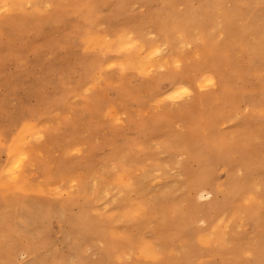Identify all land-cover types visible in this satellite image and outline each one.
I'll return each mask as SVG.
<instances>
[{
	"label": "rangeland",
	"instance_id": "rangeland-1",
	"mask_svg": "<svg viewBox=\"0 0 264 264\" xmlns=\"http://www.w3.org/2000/svg\"><path fill=\"white\" fill-rule=\"evenodd\" d=\"M215 1L220 2L214 0V4ZM222 1L221 6L210 9L203 0H55L66 7L41 22L27 14L34 10L26 5L48 0H0V262L28 264L29 260L44 258V262L72 264L77 261L120 264L122 260L126 264H132V260L156 264L140 255V251L164 246L166 241L171 244L169 251L177 253L167 257L173 262L187 255L192 258L188 264L255 260L248 249L256 242L257 229L252 222L234 219L232 209L238 206L244 217L253 200L258 208L264 204L261 200L264 189L256 187L261 180L256 176L264 173L260 167L264 163L260 145L264 129L259 123L264 59H252L248 52L255 46L264 48V3L252 0L242 4V10L231 18L232 32L228 37L222 31L228 25L224 14H233L236 9L229 0ZM84 4L96 5L95 14L86 15L84 8L77 7ZM6 6L9 11H4ZM195 22L197 28H192ZM250 22L258 29L253 34L247 33ZM183 32L188 33L190 41L178 39L177 35ZM222 45L229 53L227 60L216 53ZM175 62L186 69L179 77L172 75ZM161 68L165 71L161 72ZM202 72L211 75L216 85L199 93L198 77L202 79ZM175 81L179 87L191 86L198 93L183 108L175 107L177 102L164 100L161 95L169 94ZM244 93L247 101L238 99L237 95ZM241 109L242 114L233 123L234 114ZM133 116L142 117L146 126L133 123L125 128L123 123H113V118L131 121ZM241 121L243 128L237 127ZM204 122L210 123L218 138L247 145L248 163L254 160L256 163L252 176L244 177L246 182L237 175L239 168L234 171L236 184L241 179L248 186L254 184L249 187L251 191L247 187L248 196L237 199L238 204L227 203L220 211L212 208L224 201L225 193L219 194L215 188L226 183L230 175L217 158L204 159L208 145L202 147L197 144L198 139L192 138L193 159L188 142H179L175 150L172 147L178 143L175 136L180 129L197 128ZM118 128L122 131H117ZM27 130L31 132L25 133ZM17 143L26 149L24 155L28 156L22 178L26 186L46 191L59 187L68 196L25 195L14 186L4 185V176L15 158L10 159V154L18 150ZM73 145L82 154L69 156ZM197 152L201 155L196 156ZM181 155L183 160L179 159ZM124 167L128 182L137 183L146 176L141 185L144 193L141 199L154 206L157 214L150 211L142 219H131L129 208L134 205L126 203L128 198L117 192L124 184ZM193 180L200 187L207 186L199 193V187H190ZM202 196L211 199H201ZM108 198L114 203L103 215H98L97 210L105 208ZM80 202L84 207L79 206ZM63 204L68 207L67 215L79 219L76 227L83 233L73 242L67 234L70 227L61 221L59 212L52 221L45 218L46 209L57 210ZM191 208L192 216L185 214L188 225L196 219L197 223L194 235L188 237L193 229L179 227L175 209ZM202 211L208 212L204 215ZM257 215L258 212H253L252 217L258 218ZM81 219L85 222L81 223ZM222 220L229 223L224 256L198 242L209 229L210 221L218 226ZM5 235L7 242L2 238ZM211 243L215 244L213 236ZM188 246L194 252L187 251ZM234 248L239 251L237 258L233 256Z\"/></svg>",
	"mask_w": 264,
	"mask_h": 264
},
{
	"label": "snow or ice",
	"instance_id": "snow-or-ice-1",
	"mask_svg": "<svg viewBox=\"0 0 264 264\" xmlns=\"http://www.w3.org/2000/svg\"><path fill=\"white\" fill-rule=\"evenodd\" d=\"M262 3H264V0H262ZM15 7V6H13ZM23 7V6H20ZM27 9L34 10L32 13H27L29 15H32L34 21H43L46 19H51L52 17L59 14L60 10L65 5L61 3L55 2V0H48V2L45 3H39V4H27ZM77 7H82L86 10L85 14H95V9L97 8L96 5L93 4H84V5H78ZM9 7H5L4 11H9ZM217 55L221 56L223 59L227 60L229 58L228 51L224 48L222 45L220 49L216 50ZM155 71V69L153 70ZM161 72H164L165 69L161 68ZM186 69L180 62H175L174 68L172 69V75L179 77L181 76ZM148 75H151V73H148ZM201 78L198 77V83H199V93H203L206 90H210L216 85V80L207 72H202ZM123 92V89L121 90ZM198 93L196 92L195 88H191V86H182L179 88V90H170L169 94H161L164 97V100L177 102L175 103V107L183 108L185 105L190 104L195 99V96ZM154 99H158V97H154ZM243 109L239 111V113L234 114L232 120L233 123H235L236 119H239L240 114H242ZM113 123L115 125H121L124 124L125 128L128 127L130 124L135 123L138 127L146 126V122L143 120L142 117H136L133 116L131 121H128L125 119L124 121H121L119 119L113 118ZM259 123L262 129H264V99H262L260 104V118ZM239 128L244 127V121H241L239 125H237ZM117 131H122V129H117ZM198 136V144L200 146L208 145V147L205 149L207 155L205 156V159H214L219 158L223 161L231 162L234 167L233 171H235L236 168H239L240 171L237 173V175L240 178H244L246 175H251L252 168L248 167L245 169V165L248 163V151L249 148L247 145L242 143H233L230 140H224L218 138L217 133L207 127L206 125L199 126L197 128L189 129V128H182L179 130V132L176 133L175 139L178 142L177 144L172 145L173 149L175 150L177 147H179V142L187 143L189 142L193 137ZM15 143V142H13ZM260 145H261V153L264 155V133H262L260 138ZM11 147V146H10ZM18 150L16 151V156L14 160L11 163V166L8 168L7 173L4 176V185L5 186H14L17 192H22L25 195H37L42 197H49L52 193L58 194L60 197L68 196L67 192H62L59 187L57 188H51L49 190H45V188H39V189H31L23 181V175H24V162L28 160V156L24 155V152L26 151L23 146H17ZM82 154L81 149L79 147L70 146L68 155L69 156H76ZM180 160H183L184 157L181 155L179 157ZM177 168H179V164L176 165ZM261 168L264 169V163L261 164ZM159 175V173H157ZM231 175V173H230ZM242 182V179H241ZM73 190H75V185L73 184ZM117 192L121 195H125L128 200L126 203H131L134 205V207H130L129 211L131 213V218L134 220L142 219L144 214L147 212H155L156 208L152 205H149L145 199H141V197L144 195L143 188L141 185L134 183V182H127L123 184V187L118 188ZM211 199L210 196H202L201 199ZM262 203H264V196L261 197ZM114 203L113 200L109 199L107 200L105 204L104 209L97 210L98 215H103L106 212V209L110 207ZM5 242L8 241L7 235L2 237ZM211 239V237H209ZM201 243H204V240H201ZM143 251V249H141ZM177 253L175 251H169L167 248L161 246V245H155L151 248V254L149 256V259L152 261H155L156 264H176V262H173L169 259H167L170 255H176ZM128 260H131V256L128 257ZM0 264H4V262H0ZM28 264H72L70 261H40L36 259H32L28 261ZM76 264H85V262L77 261ZM107 264H114V262H107ZM120 264H126L125 261H121ZM132 264H138V261L132 260ZM242 264H257L255 260H246L243 261ZM259 264H264V259H261L259 261Z\"/></svg>",
	"mask_w": 264,
	"mask_h": 264
},
{
	"label": "bare ground",
	"instance_id": "bare-ground-1",
	"mask_svg": "<svg viewBox=\"0 0 264 264\" xmlns=\"http://www.w3.org/2000/svg\"><path fill=\"white\" fill-rule=\"evenodd\" d=\"M214 0H203V2H205V4L210 8V9H216L217 7H219V6H221V4H222V0H220V2L219 1H215V4H214V2H213ZM231 3H233V7L236 9V11L233 13V14H231V13H227V14H224V21L225 22H227V24L228 25H226V26H224L223 27V29H222V31L224 30V33H226L227 34V36L229 37L230 36V33L232 32V25L233 24H230L232 21H231V18L234 16H236L237 14H238V12L240 11V10H242V8H241V5L242 4H244V3H246V2H250V1H252V0H229ZM169 3L167 2V5H168ZM165 5V4H164ZM166 5V6H167ZM157 6V5H156ZM169 7V6H168ZM157 8H161V7H157ZM225 10V9H224ZM224 10H222V11H224ZM156 11V10H155ZM220 12V11H219ZM175 13V12H174ZM83 15V14H82ZM214 17V16H213ZM178 22V21H177ZM161 25H163V24H161ZM160 25V26H161ZM187 25V24H186ZM188 26V28L190 27L189 25H187ZM191 27L192 28H197V24H196V22L194 23V25L192 24L191 25ZM185 29H187V28H185ZM167 30V29H166ZM179 30V29H178ZM181 30V29H180ZM179 30V31H180ZM183 30V29H182ZM258 29H257V26H256V24L255 23H253V22H250L249 24H248V26H247V33L248 34H253L255 31H257ZM161 31H163V30H161ZM175 31V30H174ZM164 32V31H163ZM171 32H173V31H171ZM176 32V31H175ZM175 32L174 33H172V34H174L175 35ZM165 33V32H164ZM169 33V32H168ZM179 33V32H178ZM178 33H176V35L178 34ZM121 34H123V33H121ZM171 34V35H172ZM168 36V35H167ZM178 36V39H181V40H183V41H190L191 39H189V37H188V33H185V32H183V33H180V34H178L177 35ZM169 37V36H168ZM142 38V37H141ZM167 38V37H166ZM176 38V37H175ZM202 38H203V40H204V42H207V40H206V36L205 35H202ZM122 39V38H121ZM118 46H121V45H118ZM155 51H158V50H155ZM248 52H249V54L251 55V57H252V59L253 58H257V57H262L263 59H264V48L262 47V46H255V47H253V48H250L249 50H248ZM154 53V52H153ZM157 53V52H156ZM155 53V54H156ZM159 53V52H158ZM153 58V57H152ZM262 61V60H261ZM230 67H232L231 66V64H230ZM239 76V75H238ZM239 78V77H238ZM241 78V77H240ZM170 79V78H169ZM168 79V80H169ZM173 79V78H172ZM235 81H236V79H234ZM172 81H174V80H172ZM228 81V80H227ZM231 82H232V80H231ZM230 82V83H231ZM264 82V81H263ZM171 83V82H170ZM174 84H171L172 85V89L171 90H179V85H178V82L176 83V81L175 82H173ZM171 85H170V87H171ZM231 86V85H230ZM227 87H228V85H227ZM164 89V88H163ZM228 89H230L229 87H228ZM232 89V88H231ZM229 91H231V90H229ZM226 92H228L227 90H226ZM229 93V92H228ZM227 93V94H228ZM230 94V93H229ZM229 94L227 95V96H229ZM247 95V94H246ZM249 95V94H248ZM230 96H231V98H232V96L233 95H231L230 94ZM235 96V95H234ZM238 96V99H242V101H243V99H245L246 98V96H245V93L244 94H241V95H237ZM248 97V96H247ZM251 97V96H250ZM249 97V98H250ZM253 97V96H252ZM260 97V96H259ZM258 98V97H257ZM229 100H230V98H228ZM251 99V98H250ZM256 99V98H255ZM261 99H262V97H261ZM263 99H264V97H263ZM246 101H247V99H245ZM240 101V100H239ZM251 101V100H250ZM250 101H248V102H250ZM253 101V100H252ZM230 102H232V104H233V101L232 100H230ZM230 102H229V104H230ZM235 103V102H234ZM228 104V105H229ZM231 105V104H230ZM230 105H229V107H230ZM227 106V105H226ZM232 107V106H231ZM230 107V108H231ZM230 108H228V109H230ZM236 108V107H235ZM204 110V109H203ZM206 120V119H205ZM207 121V120H206ZM209 122H210V120H208ZM209 122H204L203 123V125H206L207 127H209V124L211 123H209ZM211 126V125H210ZM213 126V125H212ZM210 128V127H209ZM212 129H214V128H212ZM215 131V130H214ZM28 132H31V131H26L25 133H28ZM194 139L196 138V139H199L198 138V136L197 137H193ZM191 141V140H190ZM188 142V147H189V155H190V158H192L193 159V156H194V149L195 148H192V141L191 142ZM196 142V141H195ZM194 143V142H193ZM197 143V142H196ZM237 143V142H236ZM198 144V143H197ZM17 146H20V144L19 143H17V145H16V149H17ZM203 147V146H202ZM198 148V147H197ZM207 148V147H206ZM16 151V150H15ZM15 151H13V152H11V154H10V159H12V158H14L15 156H16V153H15ZM202 150H200V152H201ZM198 153V152H197ZM195 153L196 154V156L197 155H201V153ZM205 153H206V151H205ZM204 153V154H205ZM194 159H195V157H194ZM205 159V158H204ZM198 160V159H197ZM200 160V159H199ZM203 159H201V161H202ZM213 160V159H212ZM11 161V160H10ZM9 161V162H10ZM195 161V160H194ZM200 161V162H201ZM217 162H218V164L226 171V174H229L230 175V173H231V175H230V178H229V180L226 182V183H224V184H220V185H217L216 186V188H215V191L216 192H220L219 194H221V193H225V195H223L222 194V196H225V199H224V201L221 203V200H220V202L218 203V204H215V206L212 208V209H216V210H218V211H220L221 210V208H223V207H225V205L227 204V203H229V202H237L236 200L237 199H244V198H246L248 195V193L249 192H247L248 191V188L249 187H251V188H253L252 186L254 185V184H251V186L249 185L248 186V183H247V185H246V183H244V182H238L237 181V184L235 183V180H234V177H235V174H234V171H233V167L234 166H232L231 165V163L230 162H225V161H223V160H221V159H219V158H217V160H216ZM259 161V160H258ZM197 162H199V161H197ZM213 162H215V161H213ZM203 163V162H202ZM205 163H206V161H205ZM259 163L261 164V161L260 162H258V166H259ZM207 164V163H206ZM256 163H255V160L254 161H251L250 163H248V164H246L245 165V169H247L248 167H251L252 168V172H254V171H256L255 169H256V165H255ZM11 166V165H10ZM9 166V167H10ZM206 166V165H205ZM123 167V166H122ZM215 167V166H214ZM261 167V166H260ZM207 168V167H206ZM213 168V167H212ZM124 169H125V167H124ZM203 169H205V167L203 168ZM206 170V169H205ZM204 170V171H205ZM210 170H211V168H210ZM215 170V169H214ZM262 170V169H261ZM125 171H126V169L125 170H123V176H122V182L125 184V183H127L128 181L126 180L127 179V176H126V173H125ZM208 171V170H207ZM260 172V171H259ZM200 173H202V172H200ZM204 173V172H203ZM212 173V172H211ZM205 174V173H204ZM257 174V173H256ZM260 176H256V177H259V178H261V180H259V184L258 185H256V187H262L263 189H264V173L261 171L260 173ZM202 175V174H201ZM212 176V175H211ZM211 176H209V177H211ZM247 176V175H246ZM249 176V175H248ZM252 176V174L249 176V177H251ZM255 177V178H256ZM144 180L146 179V176L143 178ZM143 179H141V180H139L138 182H137V184H139V185H142V182H145V181H143ZM196 179H198L197 177H196ZM208 179V178H207ZM246 179L247 178H243V180H245V182H246ZM254 179V178H253ZM258 179V178H257ZM211 180V179H210ZM242 180V181H243ZM252 180V179H251ZM200 181V180H199ZM202 181V180H201ZM200 181V182H201ZM205 181V180H204ZM204 181H202V182H204ZM209 181V180H208ZM250 181V180H249ZM256 181V180H255ZM252 181H250V183H251ZM197 182L195 181V180H193L192 182H191V184H190V187H191V189H194V188H198L199 187V193L203 190V189H205V187L207 186V185H203V186H201L200 187V185L198 186L197 184H196ZM249 183V184H250ZM201 184V183H200ZM240 187H242V189L240 188ZM248 187V188H247ZM251 188H249V190L251 191L252 189ZM104 189V188H103ZM103 189L99 192V194L103 191ZM246 189H247V191H246ZM197 191V190H196ZM197 191V192H198ZM106 192V191H105ZM104 192V193H105ZM103 195V194H102ZM221 196V197H222ZM255 196V195H254ZM218 197V196H217ZM219 197H220V195H219ZM98 199V198H97ZM107 200H109V198L107 199ZM56 202V201H55ZM214 202V201H213ZM212 202V203H213ZM256 201L255 200H253L249 205H248V207H247V211L245 212V216L244 217H242V215H241V210H240V208L238 207V206H234L233 207V209H232V216H233V218L234 219H238V218H240L239 220H241V218L243 219V221H245V220H247L248 222H252L254 225H255V227H256V229H257V233H258V236H257V239H256V242L254 243V244H252L251 246H250V248L248 249V250H250L249 252L251 253V254H253L254 255V257H255V261L257 262V264H259V261L261 260V259H264V204L260 207V208H262V209H260V208H258V205L255 203ZM61 203H63V202H61ZM64 203H65V201H64ZM67 203H68V200H67ZM73 203V202H72ZM81 203V202H80ZM239 203V202H238ZM238 203H235V204H238ZM49 204H51V202L49 203ZM59 205H60V203H58ZM74 204V203H73ZM76 204V203H75ZM77 204H79V203H77ZM82 204V203H81ZM198 204V203H197ZM53 205H54V203H53ZM64 205V204H63ZM69 205H71L70 203H69ZM84 205V203L82 204V205H79V206H83ZM90 205V204H89ZM193 205V204H192ZM201 205V204H200ZM231 205V204H230ZM78 206V205H77ZM195 206V205H194ZM205 206H207V205H205ZM229 206V205H228ZM240 206H241V204H240ZM53 207H55V206H53ZM57 207V206H56ZM84 207V206H83ZM96 207V206H95ZM197 208H198V206H196ZM68 207H65V205H64V207H61L60 209H54V208H48V209H46V212H45V218L47 219V220H49V221H52L53 220V218H54V216H55V214L57 213V212H59V214H61L60 215V218H61V221H64L67 225H69V227H70V232H68V231H66L65 230V232H68L67 234H68V236L71 238V240H72V242H73V240H75V239H77L78 237H81V233L78 231L79 229L76 227V222L79 220V219H77V218H75L72 214L70 215H67V209ZM190 208V207H189ZM195 208V207H194ZM201 208V207H200ZM207 208V207H206ZM73 209V208H72ZM90 209H91V207H90ZM94 209V208H93ZM199 209V208H198ZM209 209H211V207L209 208ZM220 209V210H219ZM224 209V208H223ZM226 209H228L229 210V207L228 208H226ZM196 210V209H195ZM206 210V209H205ZM208 210V209H207ZM84 211V210H83ZM87 211H89V210H87ZM199 212L201 211V210H198ZM198 211H195V212H198ZM204 211V210H203ZM203 211H202V213H203ZM210 211V210H209ZM85 212H86V210H85ZM191 212H193V209L191 208V209H187V211H184V210H176L175 209V215H176V223L179 225V227H181L182 229H184V228H188V231H190L191 229H193V232L190 234V232H189V236L188 237H190V236H192V235H194V231H195V225H196V220H192L193 222V224L191 225V226H189L188 225V223H189V220H187L186 219V217H185V214H187V213H189V215L190 216H192L190 213ZM206 212V211H205ZM204 212V213H205ZM208 212V211H207ZM206 212V213H207ZM213 212V211H212ZM222 212V211H221ZM253 212H258V218H254V217H252V215H253ZM70 213V212H69ZM91 214V212H88V214ZM203 213V214H204ZM218 213V212H217ZM89 214V215H90ZM154 214V213H153ZM155 214H157L156 212H155ZM159 214H160V216H162V214L163 213H160L159 212ZM193 214V213H192ZM222 214L224 215V214H226V213H223L222 212ZM57 216H58V214H56ZM174 215V214H173ZM189 215L187 214V216L189 217ZM202 215V214H201ZM205 215V214H204ZM208 215V214H207ZM159 216V215H158ZM159 216V217H160ZM195 216H196V214H195ZM198 216V215H197ZM209 216H211V215H209ZM231 216V215H230ZM174 217V216H173ZM220 217V216H219ZM218 217V218H219ZM226 217H227V215H226ZM225 217V218H226ZM81 218V217H80ZM83 219H84V217H82ZM175 218V217H174ZM195 218V217H194ZM208 218V217H207ZM206 218V219H207ZM230 218V217H229ZM229 218H227V221L229 220ZM56 219V218H55ZM85 219H87V218H85ZM132 219V218H131ZM190 219H192V218H190ZM221 219V218H220ZM219 219V220H220ZM82 220V219H81ZM90 220V219H89ZM134 220V219H133ZM86 221H88V220H86ZM135 221V220H134ZM174 221V222H175ZM215 221V220H214ZM213 221V222H214ZM237 221V220H236ZM235 221V222H236ZM82 222H85V220L83 221H81V223ZM93 222V221H92ZM91 222V223H92ZM208 222V221H207ZM229 222V221H228ZM228 222H226L225 220H222V221H220V223L218 224V226H215L214 224H212V222L210 221L209 223L211 224V225H209V229L207 230V232H206V234L203 236V237H201V239L200 240H198V242H200L201 243V240L203 239L204 240V243H201L203 246H205V247H207V248H213L212 250H214V251H218L219 252V254H220V256H221V254L223 255L224 254V250H225V247H226V243H227V237H228V235H227V232H226V230H227V228L229 227V223ZM232 222V221H231ZM91 223H89V224H91ZM45 224V223H44ZM87 224V223H86ZM88 224V225H89ZM93 224H95V222H93ZM132 225V224H131ZM248 225V224H247ZM42 226V225H41ZM95 226V225H94ZM177 225H175V227H176ZM65 227V226H64ZM82 227H84V226H82ZM89 227V226H88ZM238 227H239V225H238ZM249 227V226H248ZM90 228V227H89ZM95 228V227H94ZM97 228V227H96ZM95 228V229H96ZM136 228V227H135ZM84 229V228H83ZM92 229V228H91ZM182 229H180V230H182ZM47 230V229H46ZM87 230V229H86ZM185 230H187V229H185ZM231 230V229H230ZM233 230V229H232ZM82 231V230H81ZM188 231H187V233H188ZM63 232V231H62ZM176 232V231H175ZM178 232V231H177ZM179 232H181V231H179ZM178 232V233H179ZM183 232H184V230H183ZM244 232V231H243ZM64 233V232H63ZM62 233V234H63ZM90 233V232H89ZM182 233V232H181ZM186 233V234H187ZM48 234V233H47ZM46 234V235H47ZM83 234V233H82ZM87 234V233H86ZM241 234V233H240ZM242 234H245V233H242ZM43 235V234H42ZM181 235V234H180ZM67 236V235H66ZM88 236V235H87ZM211 236H213V237H215V244L213 245L212 243H211V239H209V237H211ZM246 236V235H245ZM245 236H243V239L245 238ZM250 236V235H249ZM38 237V236H37ZM42 237H46V236H42ZM49 237V236H48ZM64 237V236H63ZM68 237V238H69ZM174 237H175V235H174ZM178 237V236H177ZM182 237V236H181ZM197 237V236H196ZM195 237V238H196ZM49 238H51V236L49 237ZM83 238V237H82ZM84 238H86V237H84ZM105 238V237H104ZM172 238V237H171ZM186 238V237H185ZM41 239V238H40ZM107 239V238H106ZM106 239H104L105 241H106ZM108 239H110V238H108ZM181 238H179V240H180ZM44 240V239H43ZM82 240V239H81ZM175 240V239H174ZM193 240V239H192ZM195 240V239H194ZM39 241H41V240H39ZM47 241V240H46ZM45 241V242H46ZM50 241V240H49ZM78 241V240H77ZM101 241H103V240H101ZM114 241H116V240H114ZM181 241H182V239H181ZM187 241V240H186ZM241 241V240H240ZM257 241H258V244H257ZM67 242V241H66ZM72 242H71V244H72ZM107 242V241H106ZM106 242H104V243H106ZM109 242V241H108ZM112 242V241H111ZM118 242V241H117ZM116 242V243H117ZM180 242V241H179ZM42 243H44V242H42ZM75 243V245H77L76 243L77 242H74ZM78 243H79V241H78ZM103 243V244H104ZM115 243V242H114ZM170 243H171V240H170ZM239 243H241V242H239ZM44 244H46V243H44ZM54 244V243H53ZM69 244V243H68ZM112 244V243H111ZM105 245H107V244H105ZM113 246H114V244H112ZM117 245V244H116ZM169 245H171V244H169V242H165V245L163 246V247H165V248H167L168 250H169ZM40 246H41V244H40ZM51 246V245H50ZM50 246H48V247H50ZM72 246V245H71ZM238 246V245H237ZM32 247V246H31ZM37 246H35V248H36ZM186 247V246H185ZM42 248V247H41ZM57 248V247H56ZM72 248V247H71ZM107 248V247H106ZM114 248L116 249V246H114ZM151 248H152V246L151 247H148L147 249H143V251H140V255H142V256H144L146 259H148V261H151L150 259H149V256H150V254H151ZM68 249L70 250V248L68 247ZM109 249H110V247H109ZM187 251H191V249H190V247L188 246L187 248H185ZM235 250L233 251V256H236V258H237V255L239 254V251H238V248H234ZM242 250H244V249H242ZM247 249H246V251H248ZM53 251H55V249L53 250ZM67 251V250H66ZM109 251V250H108ZM107 251V252H108ZM114 251H116V250H114ZM195 251H197V250H195ZM199 251H200V249H199ZM201 251H202V249H201ZM51 253H52V251H50ZM72 252V251H71ZM110 252V251H109ZM191 252H194V251H191ZM51 253H49V254H51ZM58 253V252H57ZM73 253V252H72ZM71 253V254H72ZM240 253H242V252H240ZM32 254V253H31ZM69 254V253H68ZM113 254V253H112ZM196 254V253H195ZM210 254V253H209ZM243 254V253H242ZM53 255V254H52ZM51 255V256H52ZM62 255V254H61ZM64 255V254H63ZM73 256H74V254H73ZM104 256V255H103ZM113 256H114V254H113ZM112 256V257H113ZM173 256V255H172ZM224 256V255H223ZM226 256V255H225ZM228 256V255H227ZM46 257H48L47 255H46ZM101 257V256H100ZM187 257V258H186ZM185 258L183 257V258H181V259H178V261L176 262V264H188V262L190 263V260H192V258L190 257V255H187ZM51 258V257H50ZM61 258V257H60ZM68 258V257H67ZM102 258V257H101ZM109 258V257H108ZM208 258V257H207ZM212 258V257H211ZM243 258V257H242ZM43 259V262L45 261L44 260V258H42ZM46 259V258H45ZM77 259V258H76ZM82 259V258H81ZM202 259V258H201ZM241 258H239V260H240ZM79 260H80V258H79ZM103 260V259H102ZM108 260V259H107ZM238 260V261H239ZM86 261V260H85ZM176 261V260H175ZM238 261H233V264H242V263H239ZM89 262V261H88ZM101 262V261H100ZM110 262V261H109ZM152 262V261H151ZM155 261H153V263H154ZM87 263V262H86ZM102 263H103V261H102ZM107 262H105V264H106ZM209 264V263H208Z\"/></svg>",
	"mask_w": 264,
	"mask_h": 264
}]
</instances>
